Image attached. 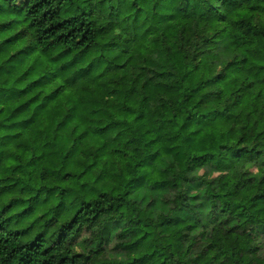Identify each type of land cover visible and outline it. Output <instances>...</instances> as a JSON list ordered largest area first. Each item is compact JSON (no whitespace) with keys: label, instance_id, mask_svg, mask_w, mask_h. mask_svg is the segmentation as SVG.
<instances>
[{"label":"clouds","instance_id":"1","mask_svg":"<svg viewBox=\"0 0 264 264\" xmlns=\"http://www.w3.org/2000/svg\"><path fill=\"white\" fill-rule=\"evenodd\" d=\"M7 13L0 264H264V0Z\"/></svg>","mask_w":264,"mask_h":264},{"label":"trees","instance_id":"2","mask_svg":"<svg viewBox=\"0 0 264 264\" xmlns=\"http://www.w3.org/2000/svg\"><path fill=\"white\" fill-rule=\"evenodd\" d=\"M14 15H15L14 13H7V14L0 15V25L6 24V23H11L10 18ZM6 16L9 18L6 19L5 18ZM58 31H61V30H58ZM39 78L40 77L37 76V79H39ZM49 94H50V92H49ZM34 99H35V94H31V95H29V97L27 98V100L25 102H30ZM37 103H39V102L37 101ZM29 208H31L30 212H29ZM37 212L39 214H42V216L37 217V225L31 226L30 228H33V230H35L37 227L43 229L49 225H51L52 227H55V225H52V220L55 219V214H53V216H51V217H48V219H45V217L48 216V212L45 211L43 206H41L39 203H37L35 205H29L28 208H24L17 215H19L20 217H23V216H25L24 213H27V215H31V214H36ZM24 231H26V229Z\"/></svg>","mask_w":264,"mask_h":264},{"label":"rangeland","instance_id":"3","mask_svg":"<svg viewBox=\"0 0 264 264\" xmlns=\"http://www.w3.org/2000/svg\"><path fill=\"white\" fill-rule=\"evenodd\" d=\"M39 216H42V214H39L37 212L36 214H31V215L23 216L21 218H22V222H24V221H30L29 227H31V226L37 225V217H39Z\"/></svg>","mask_w":264,"mask_h":264}]
</instances>
